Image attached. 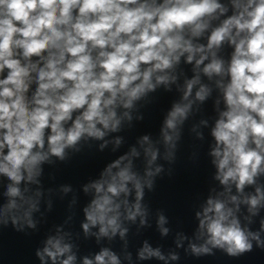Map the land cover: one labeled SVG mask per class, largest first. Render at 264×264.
<instances>
[{"label": "clouds", "instance_id": "clouds-1", "mask_svg": "<svg viewBox=\"0 0 264 264\" xmlns=\"http://www.w3.org/2000/svg\"><path fill=\"white\" fill-rule=\"evenodd\" d=\"M160 93L173 98L158 133L121 152L119 133L143 121ZM209 100L211 126L195 120ZM190 121L189 160H200L208 128L214 168L207 194L196 196L192 235L147 199L172 175ZM109 146L114 158L80 186L89 199L73 231L79 194L71 184L46 188L45 166L55 181L61 165ZM69 193V215L34 249L39 264H176L181 249L195 258L264 251V0H0V230L39 234L53 195ZM153 214L174 247L144 239L134 257L130 234L152 227ZM117 238L119 252L102 246ZM83 241L99 250H82Z\"/></svg>", "mask_w": 264, "mask_h": 264}]
</instances>
